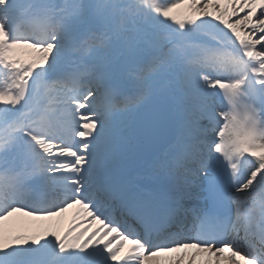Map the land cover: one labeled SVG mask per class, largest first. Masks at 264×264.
<instances>
[{
    "label": "snow or ice",
    "instance_id": "snow-or-ice-1",
    "mask_svg": "<svg viewBox=\"0 0 264 264\" xmlns=\"http://www.w3.org/2000/svg\"><path fill=\"white\" fill-rule=\"evenodd\" d=\"M204 254L264 264V0H0V264Z\"/></svg>",
    "mask_w": 264,
    "mask_h": 264
},
{
    "label": "rangeland",
    "instance_id": "rangeland-1",
    "mask_svg": "<svg viewBox=\"0 0 264 264\" xmlns=\"http://www.w3.org/2000/svg\"><path fill=\"white\" fill-rule=\"evenodd\" d=\"M6 225L14 230L28 231V232L40 231L43 230L44 228H48L51 226H56L59 228L61 232H63L64 230H66L67 228L73 225L78 226L77 230L87 228L88 231L91 232L93 229L99 227L98 222H94L88 219L86 217V214L83 211L79 210L78 207L70 208L66 213L62 214L61 216L51 218L48 220H39L36 219L35 217H29L23 215L22 213H17L6 222ZM194 251H196V249H191V248L182 249L181 253L183 252L192 253ZM179 254L180 253H165L163 254V256L167 258V257H175ZM202 258H207L206 254H204V256L197 257V264H199V261Z\"/></svg>",
    "mask_w": 264,
    "mask_h": 264
},
{
    "label": "water",
    "instance_id": "water-1",
    "mask_svg": "<svg viewBox=\"0 0 264 264\" xmlns=\"http://www.w3.org/2000/svg\"><path fill=\"white\" fill-rule=\"evenodd\" d=\"M149 112H150L149 108L144 107V108H141L139 112L135 115L134 120H133L134 131L140 129L141 126L148 120Z\"/></svg>",
    "mask_w": 264,
    "mask_h": 264
}]
</instances>
